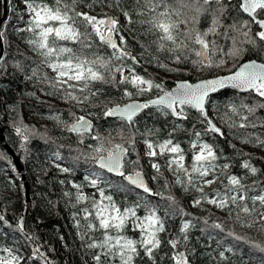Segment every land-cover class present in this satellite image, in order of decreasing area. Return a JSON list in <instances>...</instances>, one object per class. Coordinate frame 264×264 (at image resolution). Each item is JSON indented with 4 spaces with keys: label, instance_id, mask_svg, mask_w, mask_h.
Returning a JSON list of instances; mask_svg holds the SVG:
<instances>
[{
    "label": "snow or ice",
    "instance_id": "snow-or-ice-1",
    "mask_svg": "<svg viewBox=\"0 0 264 264\" xmlns=\"http://www.w3.org/2000/svg\"><path fill=\"white\" fill-rule=\"evenodd\" d=\"M98 2L102 0H89L85 5L89 11H78L81 0H22L28 20L26 27L21 31L31 34L28 43L42 58V63L54 73L51 77L47 74L43 77L51 89L49 95L59 96L72 104L80 105L84 111H87L88 106L103 104L102 115L121 122L117 129H113L116 131L115 136L111 131L107 136H93L96 145H90L91 151L81 155L98 164L101 169H106L107 172L127 181L130 191L142 189L150 196L161 197L167 201L172 212L182 211L174 195H165L163 191L154 190L144 180L139 159L133 161L126 158L130 156L129 148L135 149L134 118L143 109L155 106L158 111L183 120L188 119L186 109H195L199 114L197 122L203 127L202 131L193 133L195 139L190 142V148L193 150L191 165L186 166L185 151L179 142L174 143L172 133L163 141L145 140V155L157 173L153 179L159 180L163 176L160 171L161 164L153 158L167 154L169 158L166 166L175 177L174 185L181 186L185 191L198 193L193 200L194 206L207 203L226 210L242 227H255L264 236V190L261 194L249 196V189L242 183L241 178L228 175V184L223 185V191L217 188L210 193L206 192V187H211L219 180L218 173H223L230 165H218L216 161L220 156L214 144L201 141L202 135L209 133L221 137L225 135L222 127L208 115L207 103L212 95L222 90L237 89L255 93L264 99V63L248 61L239 64L235 71L229 70L226 75L202 79L195 83L184 80L177 83L175 89L166 90L162 81L156 82L150 76L136 72L135 66L144 59V53H140V58L132 54L124 34L125 25L121 24L118 17L107 13L92 14ZM177 3L179 7H174L169 0H135L136 6L133 12H129L121 8L120 0H111L112 6L121 8L127 25L137 22L133 20V14L141 17L138 22L147 25L145 33L156 36L152 44L156 45L157 51L170 53L176 65L189 60V54L194 52L197 59L191 62L201 70L223 68L228 58L234 62L242 58L247 50L243 47L244 44L256 46L257 40L264 43V0H242L239 7L249 14L250 20H234L231 24L224 23L231 11V4L226 0H177ZM202 17L210 18V23L204 30L198 27ZM253 24L258 26L255 34L252 33ZM181 25L185 26L183 30ZM221 28L224 29L223 32H220ZM229 32L234 35L229 36ZM218 35L232 41V46L227 52H224L215 39H209ZM191 44L198 45L199 48H191ZM101 48L111 49V53L102 55ZM153 59L157 58L149 57L145 62L151 63ZM159 67L170 72L182 71L180 67L172 68L163 63H159ZM35 75L36 72L33 71V76ZM97 84L113 87L123 85V95L129 98L144 95L153 89L162 94L146 102L133 100L121 106L111 99L101 100L100 97L106 94L102 87H96ZM128 86L133 90H129ZM225 108L227 119L223 122L230 130L264 126V117L256 116L257 108H264V103L249 105L243 102H229ZM70 115L73 122L65 125L69 131L77 133L81 138L95 131L93 120L88 118L96 115L95 113H88V116H77L75 113ZM233 117H239V123H236ZM125 127L128 128L127 137L124 134ZM176 130V126H173L172 131ZM15 131L24 142L42 135L35 128L28 126L16 127ZM149 135H152V130H149ZM117 139L121 142H116ZM244 142L264 146V139L250 133L245 136ZM20 147L27 151L26 143H22ZM126 163L136 165L137 168L126 170ZM242 167L253 174L258 171L248 160L244 161ZM61 170L70 171L68 168ZM86 180L90 186L97 189L99 199L93 194L92 210L84 209L87 223L80 238L86 248L98 250L92 257L95 264H135L141 250L152 264H156L154 253L161 245L160 233L165 231V220L159 214V206L134 202L122 209L111 194H106L105 187L100 186L103 177L97 174L94 178L86 177ZM168 185L169 182L165 179L163 187L167 188ZM75 187L78 203L90 199L81 190V185ZM141 207L145 211L143 216L138 215ZM205 223L207 224V220ZM79 226L77 221V227ZM129 226L139 231V239H133L126 234ZM211 226L222 230L225 228L222 222H213ZM191 227V222L186 221L180 229L182 240L176 238L168 241L173 249H177L182 243L186 247L187 233ZM97 231L102 233V239L99 241L92 235ZM228 234L237 240H244L254 247L264 249V243L239 235L234 229H230ZM0 250L7 253L6 256H0V264H21V256L7 248ZM220 255L223 257L224 253ZM102 257L105 258L104 261ZM171 259L173 264H190L187 250L174 251ZM45 260L47 264V258Z\"/></svg>",
    "mask_w": 264,
    "mask_h": 264
},
{
    "label": "trees",
    "instance_id": "trees-1",
    "mask_svg": "<svg viewBox=\"0 0 264 264\" xmlns=\"http://www.w3.org/2000/svg\"><path fill=\"white\" fill-rule=\"evenodd\" d=\"M18 1L0 0V20L3 19L0 23V33H2L0 42L4 47L3 56L0 59V249L7 248L25 257L21 264H46V260L36 250L33 240L19 227V218L27 204L28 185L31 206L27 215V233L33 236L42 249L47 250L55 264H89L84 255H95L98 250L86 248L80 237L87 223L84 209L92 210L93 194L96 199H99L97 189L88 184L86 177L94 178L98 174L103 177L100 186L105 187L106 194H111L122 209L134 202L159 206V214L165 220V231L160 233L161 245L154 253L156 264H173L171 259L173 252L186 250L193 264H264V249L254 247L244 240H237L228 234L230 229H234L239 235L264 243V236L255 227H242L235 221L234 216L228 215L226 210L218 208L219 210L215 211L208 208L206 203L194 206L193 200L198 193L185 191L181 186L174 185L175 177L166 166L169 158L167 154L153 158L161 164L160 171L163 176L159 180L153 179L157 175L155 169L150 165L148 167L145 165L149 164V158L144 159L140 155L138 146L145 143V140L163 141L169 138V133H172L174 143L179 142L185 151L186 166L191 165L193 150L190 148V142L195 139L193 133L198 130L202 131L203 127L197 122L199 114L195 109H186L187 120L174 118L171 114H164L156 108L146 109L134 118L136 124V128L133 129L136 131L135 149L130 147V156L126 158L133 161L139 159V166L149 179L151 187L154 190L163 191L165 195H174L182 211L172 212L167 201L161 197L150 196L143 190L130 191L128 182L107 173L81 155V153L91 151L90 145H96L97 142L93 136L96 134L107 136L110 131L115 136L116 131L113 129H117L121 122L116 118L104 117L102 115L103 104L88 106L87 111H84L80 105L72 104L59 96L49 95L51 89L43 77L45 74L51 77L54 73L42 63V58L28 43L31 34L21 31L26 27L28 16L25 8L17 4ZM88 2L89 0H81L77 10L89 11L85 6ZM226 2L231 4V11L228 13V19L224 21L225 24H231L234 20H250V17L239 7L241 0H226ZM169 3L174 7H179L177 0H169ZM120 4L123 10L129 12H133L136 6L135 0H120ZM5 5L7 7L6 16ZM121 8L112 6L111 0H102L95 5L92 14L107 13L120 19L121 24L125 25L124 34L130 51L138 58H140V53H144V59L135 66L136 72L141 75L146 74L156 82L162 81L166 90L176 82L167 76L170 73L180 79L196 81L229 73V70L234 71L239 64L248 59L264 61V43L257 40L256 46L243 45L247 50L238 61L234 62L228 58L223 68H205L204 73L196 74L193 71L194 68L200 71L201 69L191 62L197 59L194 52L189 54V60L176 65L170 53L157 51L156 45L152 44L156 36L145 33L147 25L138 22L141 17L133 14V20L137 22L127 25ZM209 23L210 18L202 17L198 27L204 30ZM184 27L181 25L182 30ZM257 30L258 26L253 24L252 33L255 34ZM223 31L224 29L221 28L220 32ZM231 35L234 33L229 32V36ZM209 39H215L224 52L232 46V41L223 35ZM190 47L199 48L194 44ZM1 50L0 45V52ZM100 53L109 55L111 49L101 48ZM219 55L218 53L217 58ZM149 57L157 59H153L151 63L145 62ZM159 63L167 64L172 68L180 67L182 71H167L159 67ZM17 65L20 67L18 68ZM33 71L36 72L35 76H33ZM119 78L117 75V79ZM96 87H102L106 94L100 97L101 100L111 99L119 104L137 97L149 99L160 94L158 90L153 89L144 95L129 98L123 95L122 89L125 87L123 85L113 87L97 84ZM128 88L133 90L131 86ZM229 102L258 105L264 103V99L255 93H240L233 90H225L211 96L207 103L209 112L225 131V135L221 137L218 134L209 133L202 135L201 141L214 144L220 156V159L216 161L218 165L227 163L230 167L223 173H218L217 183L206 187L205 191L210 193L217 188L223 191V185L228 184V175H235L240 177L242 183L249 189V196L258 195L264 190V146L245 143L244 138L250 133L264 139V126L228 129L223 121L227 119L225 105ZM70 113H75L77 116L95 113L96 115H93L95 131L91 135L85 134L83 138L69 131L65 125L73 122ZM256 116L264 117V108H257ZM52 117H59V119ZM233 119L239 123V117H233ZM194 124L195 128H193ZM22 126L35 128L42 135L24 142L15 131L16 127ZM173 126L177 128L175 132L172 131ZM149 130H152V135H149ZM124 134L126 137L129 135L127 127L124 128ZM116 142L121 141L117 139ZM22 143H26L27 151L20 147ZM15 158L19 160L20 167ZM245 160L258 169L255 174L242 167ZM63 168H68L70 171L64 172L61 170ZM136 168V165L126 163V170ZM165 179L169 182L167 188L163 187ZM75 185H81V190L90 199L78 203ZM138 215H145L142 207L138 210ZM70 220L76 226L78 233L72 230ZM77 221H79V227H77ZM186 221L193 225L187 233L186 247L182 243L177 249H173L168 241L176 238L182 240L180 229ZM213 222H222L225 228L223 230L214 228L211 226ZM126 234L133 239L140 237L139 231L132 229L131 226L126 229ZM92 235L97 241L102 239V233L99 231ZM62 247L65 253L61 252ZM220 253H224L223 257ZM5 254L6 252L0 250V256H5ZM101 259L104 261L105 258ZM135 264H152V261L144 256L141 250L140 257L136 259Z\"/></svg>",
    "mask_w": 264,
    "mask_h": 264
},
{
    "label": "water",
    "instance_id": "water-1",
    "mask_svg": "<svg viewBox=\"0 0 264 264\" xmlns=\"http://www.w3.org/2000/svg\"><path fill=\"white\" fill-rule=\"evenodd\" d=\"M241 3H242V0H241ZM0 11H1V5H0ZM7 7H6V5L4 6V12H5V16H6V14H7ZM243 11V10H242ZM245 13V12H244ZM246 15H248L249 16V14L248 13H245ZM4 16V17H5ZM112 16V15H111ZM3 21V19H1L0 20V23ZM0 45H1V48H2V50H1V52H0V57H2L3 56V50H4V47H3V43L2 42H0ZM132 52V51H131ZM132 54H133V52H132ZM134 55V54H133ZM252 60H255V61H257L258 63H264V61H261V60H258V59H248V60H246V61H244L243 63H246V62H248V61H252ZM242 63V64H243ZM235 71V70H234ZM226 74H228V73H224V74H218V75H226ZM218 75H215V76H218ZM214 76H210V77H205V78H201V79H198V80H196V81H192V80H190V79H180V80H177L176 82H175V84L174 85H172L169 89H167V90H173V89H175V87H176V85H177V83H179V82H181V81H184V80H187V81H189V82H192V83H195V82H198L199 80H202V79H210V78H213ZM227 90H233V91H236V92H240V93H248V92H243V91H240V90H237V89H227ZM222 91H225V90H222ZM221 91V92H222ZM218 93H220V92H218ZM218 93H216V94H214V95H217ZM160 94H162V93H160ZM214 95H212V96H214ZM157 97V95L156 96H153V97H151V98H149V99H155ZM149 99H141V98H134V99H131V100H129L128 102H126V103H130V102H132L133 100H136V101H139V102H146L147 100H149ZM126 103H122L121 104V106L123 105V104H126ZM208 107V106H207ZM150 108H156L155 106H152V107H150ZM146 109H143L138 115H140V114H142L144 111H145ZM137 115V116H138ZM208 115L210 116V117H212L211 116V114H210V112H209V109H208ZM85 116H87V115H85ZM136 116V117H137ZM173 116V115H172ZM174 118H178V117H175V116H173ZM88 118H90L89 116H88ZM90 119H92V118H90ZM93 120V119H92ZM214 122H216L217 123V121L214 119ZM93 123H94V120H93ZM217 125L218 126H220L218 123H217ZM221 127V126H220ZM15 160H16V162H17V164H18V166L20 167V162H19V160L17 159V158H15ZM98 165V164H97ZM99 166V165H98ZM100 167V166H99ZM103 170H105L106 172H107V170L106 169H103ZM24 172V170L22 169V173ZM107 173H109V172H107ZM109 174H112V175H114V176H117L116 174H114V173H109ZM143 178H144V180L149 184V186H150V182H149V179L147 178V176H146V174L143 172ZM127 182V181H126ZM140 190H142V189H140ZM30 206H31V198H30V191H29V188H28V185H27V204L25 205V208H24V210H23V214H22V216L19 218V227L21 228V230L24 232V233H26L28 236H29V238L31 239V240H33V242L35 243V248H36V250L40 253V255L45 259V258H47V262H48V264H55V261H54V259L48 254V252H47V250H45V249H42L41 248V246L39 245V243L37 242V241H35V239L33 238V236L32 235H30V234H28L27 233V231H26V222H27V215H28V212H29V209H30ZM190 264H192V263H190Z\"/></svg>",
    "mask_w": 264,
    "mask_h": 264
},
{
    "label": "rangeland",
    "instance_id": "rangeland-1",
    "mask_svg": "<svg viewBox=\"0 0 264 264\" xmlns=\"http://www.w3.org/2000/svg\"><path fill=\"white\" fill-rule=\"evenodd\" d=\"M17 4L18 5H20V6H23L24 8H25V6H24V4L22 3V0H19L18 2H17ZM108 10H109V7H108ZM107 10V11H108ZM1 12V11H0ZM27 14V13H26ZM27 16H28V14H27ZM195 70H193V71H195L196 72V74H198V72H201V73H204V70L205 69H203V70H199V69H197L196 67L194 68ZM127 74V73H126ZM167 76H170L169 78L172 80H179L180 78H177L176 77V75L175 74H172V73H170L169 75H167ZM137 98H140V97H137ZM83 115H86V114H83ZM87 116H88V114H87ZM90 118H94L93 116H89ZM139 147V152H140V155L144 158V159H146L147 158V156L145 155V152H146V145H145V143H141V145L140 146H138ZM141 157V158H142ZM149 162V161H148ZM146 165V167H148L149 165L151 166V163L149 162V164H145ZM173 176V175H172ZM174 177V176H173ZM77 194V193H76ZM206 205L208 206V208H212L213 210H219L217 207H215V206H213V205H210V204H207L206 203ZM70 224H71V228H72V230L74 231V232H76V233H78V230H77V228H76V226L72 223V221L70 220ZM61 252H63V253H65L66 251H65V249L62 247L61 248ZM14 254H16V253H14ZM7 255V253L5 254V256ZM16 255H19V254H16ZM19 256H21L22 257V261L21 262H23L24 260H25V257H23L22 255H19ZM86 258H87V260H88V263L89 264H95V261L92 259V257H93V255L92 254H89V255H84ZM190 263H192V262H190ZM193 264V263H192Z\"/></svg>",
    "mask_w": 264,
    "mask_h": 264
},
{
    "label": "flooded vegetation",
    "instance_id": "flooded-vegetation-1",
    "mask_svg": "<svg viewBox=\"0 0 264 264\" xmlns=\"http://www.w3.org/2000/svg\"><path fill=\"white\" fill-rule=\"evenodd\" d=\"M180 80V79H179ZM177 81V80H176Z\"/></svg>",
    "mask_w": 264,
    "mask_h": 264
}]
</instances>
